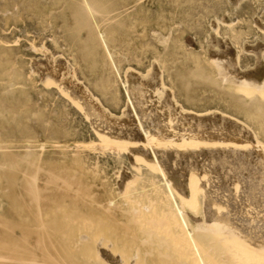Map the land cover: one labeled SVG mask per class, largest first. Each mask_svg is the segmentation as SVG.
<instances>
[{"label":"rangeland","instance_id":"374dc122","mask_svg":"<svg viewBox=\"0 0 264 264\" xmlns=\"http://www.w3.org/2000/svg\"><path fill=\"white\" fill-rule=\"evenodd\" d=\"M225 43L228 44L229 49ZM258 43L264 46V0H0V165H3L0 174L10 177L11 181H20L18 184L20 186H17L4 180L3 185L8 189L5 193L9 192L8 195L11 194L12 197L8 198L6 194L2 195V192H0V199L4 202L3 208L5 210L2 218H0V264H86L87 255L93 258L97 242L101 238L107 239L108 244L114 239V230L111 226L114 225L113 221L116 217H120L122 214L116 211V213L112 212L114 214L112 216L107 210L108 201H113L122 210H128L130 206L135 209H141L144 206L151 207L148 213L141 210L143 220L155 219L158 221L159 217H164L161 215L162 211L173 213L171 211L173 203L171 204V198L168 199L165 195L166 190L161 184L162 178L158 174L159 171L156 174V170H153L154 167L149 168V164H146L147 162L141 156L132 155L129 151L127 154L125 148L128 149L130 146L135 148L141 143L139 147H148L147 144H144L145 140L140 137V133L134 134L133 139L129 137L122 140L116 137L115 140L118 139L117 141H110L108 137L105 138L97 129L95 122L90 119L91 114L86 112L87 117L85 111L83 112L81 109L82 107L75 103L76 101H72V97H68L71 95H65V93L70 94V91H68L69 86L68 88L65 87L69 80L68 74V76L73 77L75 83L80 84L87 90L94 102L97 100L98 107L101 106L103 111H108L123 123L125 120L128 125L133 123L134 125H129L132 128L139 129L140 127L134 126H138L141 122V128L143 127L144 130L149 132L158 131V134L154 131L157 134H154V138L158 137V142L152 143L155 150L158 148L156 152L160 148H162V152H164V149H173L175 150L173 152L180 150L181 156H183L184 153L182 152L186 149L187 151L191 150V154L197 153L199 156L203 153V151L201 153V149L204 150L210 147L209 152L206 151L207 149L205 150L207 153L219 151V155L226 154L229 157V148L233 146V149H230L229 152L233 151L232 153L237 155L236 151L238 152L245 146V138L248 140L249 136V141H254H246L248 145L246 144L243 149L249 147V151V149L259 148L260 145L264 144V81L261 85L263 87L259 89H263V92H259V86L256 88V86L253 87L250 84L254 83L252 81L256 79L260 81L263 77L264 50H261V53L256 52L260 55L255 56L256 54L252 49ZM215 53L220 55L217 54L216 56ZM44 54L45 56L50 54L53 60L51 62L54 64L49 62V65H38V61L45 58ZM235 56L237 57V63L235 62ZM58 58L64 61L63 65L68 66L67 69L70 70V73L68 71L63 73L66 65L62 66L61 63L63 62L59 64L61 59ZM226 58L228 60L232 59L231 64L226 62ZM56 59H58L57 65H61L63 70L56 66ZM214 59H220V61L215 62ZM223 61L226 64H223L225 63ZM32 62L34 63L32 64ZM256 62H258L257 65L260 63L262 66L263 64V68L259 67L260 64L258 66L262 70L256 67ZM50 63L53 68H51ZM34 64H37V66L35 67ZM222 65L223 67H221ZM41 66L45 69L48 67V73L46 71L39 73ZM57 67L62 70H59L62 72L61 74H65L64 76L67 77L63 76L64 78H62V75H60L65 86L62 80L61 82L59 80V71L57 73L54 71ZM226 67L228 70L225 69ZM255 67L257 70H255ZM220 69L223 73L225 72V75ZM129 70L139 75L140 80L147 75L150 76H148L150 79L147 77L148 79L145 78L143 82L140 81L139 86L132 87L131 93H127V87L124 88L123 86L125 74ZM236 70L239 71L235 72ZM45 72L47 74L50 72L49 76L46 75L47 78L50 77L49 79L46 76L44 77ZM243 72H245L244 75L250 73L248 77L251 78V81L240 74ZM51 73L55 74V77L58 76L59 85H56V78L51 77ZM258 73L262 74L259 75ZM253 76L255 79H252ZM237 77L239 79L235 81ZM153 79L157 80V84L154 82V85L156 84L158 87L157 89L151 84V81H154ZM242 81L245 82H243V85L247 88L240 85ZM144 82L149 83L144 85ZM234 82L236 84L239 82V85L233 86ZM59 86H61V89H59ZM252 87L254 90H251ZM159 88L163 89L164 95L162 91L159 92ZM138 93L141 94L138 95ZM130 98H133V102ZM169 99L170 101L173 100L170 104L168 103L170 102ZM138 100L143 104L139 103ZM127 103L130 106H127ZM161 103L164 105L159 107L162 105ZM166 104L171 106L168 107L169 110H167ZM172 105H177V109L180 107L182 112L185 113L177 109V111L172 110L175 109L172 108ZM133 109L134 112L138 111L141 116L134 118ZM187 111L199 117L202 115L207 117L209 112L208 117H211V119L208 121L205 118L195 117L198 120L200 119V121H197L200 122L199 125L202 124L203 131H201V126L195 125L197 121H195V124L193 123L195 118L192 115L189 113L186 115ZM128 112H133V114H128ZM204 113H206L205 116ZM210 113L212 114L210 115ZM122 114L123 116H121ZM124 115H127V117ZM130 115L133 117H130ZM181 115L191 116L193 122L191 119L184 120L185 117L182 120ZM217 117L222 118L223 127ZM139 118L141 120H138ZM226 118L232 119L234 122L228 119L227 123L225 122ZM205 120L207 121L205 125L210 124V126L209 124L208 127L206 126V129H204L205 125L203 126ZM212 120L215 121V124ZM229 121L234 124L236 122H238L237 124L241 123L236 127L240 128L243 125L245 128L240 129L244 131L248 129L247 133L251 134L246 137H243L244 133L241 134L242 136L238 134L241 138L235 135L237 138L232 136L234 139L230 138L231 135L228 138L227 135L226 138L224 132L228 134V130L231 131V128H229L231 126L227 127L230 124ZM232 122L231 125L235 126ZM152 127L154 128L152 129ZM209 127L211 128L209 129ZM212 127L221 130L219 134L216 133L217 129L215 132ZM211 129L213 132H209ZM202 133L205 136H201ZM212 134L225 135L222 136L226 138L223 139L224 141H227V139L231 141L237 139V141H233L232 145L229 140L231 143H226L227 145L231 144L230 147H224L226 144L223 143L222 138L220 139L219 136L216 138V135L213 137ZM252 135L255 139L251 137ZM206 136H209V138ZM137 138L138 140H136ZM215 138L218 140H215ZM127 139H132V143ZM216 141L222 142L223 145L222 143L217 144ZM253 142L257 145L252 144ZM239 143L242 144V147ZM236 144L240 148L236 147L238 146ZM219 145L223 147L221 152L219 148H216ZM212 147L215 148L216 152L214 149L212 151ZM111 148L112 150H110ZM225 148H228V150ZM192 150H197V152ZM198 150L200 153H198ZM241 150L239 151L241 154L238 152V155L242 157L244 153ZM160 151L157 155L162 154ZM168 151H166L167 153L164 152L165 155L171 154L172 150ZM223 151L227 153L222 154ZM245 152H247V149ZM185 154L183 158L186 156ZM189 154L188 157L191 156ZM209 154L207 156L202 154L205 160L202 159L201 163L202 161L206 162L211 155L212 157L218 155ZM171 155L173 156V153ZM262 155L258 154L257 158L253 155L251 160L260 161L261 158H264V156L261 157ZM178 156L181 157L177 154ZM193 156V160L196 157V161H200V158H202L201 155L200 158ZM258 157L261 158L258 159ZM133 158L135 163L137 162L140 165L139 168L141 167L139 171L138 167L135 169V166L131 164L132 161L134 162ZM211 158H208L207 163L210 162V165L212 163V167H214L217 165L214 161L216 157L213 158L212 162ZM236 158L238 160L242 159L240 156H236ZM257 161H250L252 163L250 167L253 168L254 164V167L257 168V164H259V161ZM31 165H34L35 168H30ZM202 166H200L202 170L203 168H210L206 164ZM216 168L217 166L212 169ZM35 169H38V172ZM149 169H152L154 174H150L152 170ZM199 169L201 170V168ZM208 169L206 171L204 169L203 173L200 170H197L200 173L195 172L201 176V182L205 181H203L205 186L207 183L211 184L214 180L216 181L215 174L211 172L212 169L210 168L211 171L208 172H211L213 176L207 172ZM235 170L239 173L238 170L240 169ZM256 170L251 169L250 176L252 175V180L257 177L256 174L259 168ZM122 171L125 173H122ZM204 173L205 175L209 174L208 177H212L211 181H213L211 183L208 178H205L207 182L202 178ZM36 175L39 189L34 194L31 179ZM122 176L125 178H122ZM200 176L193 175L189 179L186 175L188 180H186V183L188 184L190 180L188 185L193 188V195L197 199L195 201L198 202V208L202 207L201 204L205 202L202 201L206 199L204 195H207V193H212L207 197L213 195L218 186L221 187H218L216 191L220 188L221 191L219 190V194L215 192V196H211L213 200L209 199V201L212 200L211 202L214 201V203L218 201L220 204L227 199L228 201L225 204H228L229 201L234 202L238 196L243 198L246 195H252L257 200L258 198L259 200L264 199V195H262L264 186L260 187L261 189L259 188L258 192L261 191V194H258V192L255 194L254 186V191L253 188L251 189L253 193L247 189V194L244 188H242L243 190L238 188L241 190H238L239 193H242L241 197L239 193L237 194V190V192L234 191L236 185L229 187L230 183L224 185L225 182L222 184L218 179L217 184L213 183L215 185L212 186L213 188L209 187L211 185H207L211 192L209 190L205 192L203 189L207 188L203 185V182L197 185L199 183L194 182L195 179L193 181V178H199ZM216 176L218 175L216 174ZM196 181L198 180L196 179ZM121 184L123 185L121 186ZM123 186H127L125 190L129 191V196L133 201L129 206L126 204V198L122 197V192L120 193ZM198 186H201V189ZM223 188H227V191ZM222 191L227 193L225 194ZM216 193L221 194L218 196L220 197L219 200L218 197L216 198ZM223 194L230 196H226L228 198L224 197L221 200ZM202 196L205 199H202ZM252 196L249 199L250 201L244 197V200L249 202L247 204L245 202V205L243 204L244 200L239 198L235 202L239 203V207L241 205L246 206V209H248V205L251 206L252 202L251 207L255 209H252V212L251 207L249 208L251 211L250 216L247 213V211L250 212L249 209L244 210L243 207L239 209L238 205L236 206L237 210H243L244 214L247 213V216H245H249V219H251V215H254L252 218L255 221L261 217L264 218L263 215L261 216L264 210V201H256V199H252ZM214 198L217 200H214ZM232 198L234 199L232 200ZM178 200L179 198L176 202L180 205L181 200ZM206 200L205 203L209 202L208 199ZM255 201L256 203H254ZM185 202L182 203L185 205ZM255 204H258V208ZM184 205L182 209L186 208L185 210H187V204L185 208ZM198 208L196 210H198L197 212L200 211L201 214L204 207H202V211L201 208L200 210ZM172 210L174 211L173 208ZM188 210L186 216L188 212L192 213L190 208ZM254 211L260 214H256L255 217ZM191 213L187 216V220L188 222L194 220L191 223L189 222V224L193 223L192 225H194L197 223L196 219L199 218V215L195 213L191 215ZM129 215H124V220L128 221L133 218ZM195 215H197V218ZM168 216H173V214ZM191 216L192 218H189ZM47 230L51 231L49 238L46 237ZM82 235L90 237L87 241L85 240L86 242L80 241L79 238ZM137 237L140 238L139 233ZM42 238L44 244L39 247L38 243Z\"/></svg>","mask_w":264,"mask_h":264},{"label":"bare ground","instance_id":"6f19581e","mask_svg":"<svg viewBox=\"0 0 264 264\" xmlns=\"http://www.w3.org/2000/svg\"><path fill=\"white\" fill-rule=\"evenodd\" d=\"M87 7V6H86ZM216 23H217V21H215ZM215 23V24H216ZM218 24V23H217ZM224 24V23H223ZM231 24V23H230ZM217 41V40H216ZM218 42V41H217ZM222 42V41H221ZM225 44H227V43H225ZM222 45V44H221ZM225 46V45H224ZM227 47H228V44L226 45ZM221 47V46H220ZM255 47V48H254ZM252 49H253V52H255V54H256V52L257 53H261L260 51L261 50H264V46H263V44H260V43H258L256 46H254ZM228 49H229V47H228ZM251 49V48H250ZM44 50V49H43ZM225 50H226V48H225ZM231 50V49H230ZM214 51V50H213ZM220 51H221V49H220ZM227 51V50H226ZM233 51V50H232ZM259 51V52H258ZM34 52H35V50H34ZM37 52V51H36ZM45 52V51H44ZM217 52V51H216ZM211 53V52H210ZM224 53V52H223ZM46 54V53H45ZM45 54H44V59H42L41 61L39 60L38 62V65H46V64H48L49 62H53V60H52V58H51V56H50V54L48 55H46L45 56ZM216 54V56H217V54H219V53H215ZM249 54V53H248ZM220 55V54H219ZM218 55V56H219ZM260 55V54H259ZM258 54H256L255 56H259ZM219 57H221V56H219ZM236 57V56H235ZM210 58H211V56H210ZM214 58H215V55H214ZM217 58V57H216ZM59 60L61 59V58H58ZM58 59H56V61H55V64H56V66H59V65H57V60ZM227 59V61L226 62H228V63H230L231 61H232V59L231 60H228V58H226ZM236 59H237V57L235 58V62H236ZM213 60V59H212ZM224 60V59H223ZM258 60H259V57H258ZM257 60V61H258ZM214 61L216 62H218V61H220V59L219 60H215L214 59ZM51 62V63H52ZM61 62H63V63H61ZM210 62H212V61H210ZM221 62H222V60H221ZM223 62H225V61H223ZM226 62L225 63H223V64H226ZM234 62V63H235ZM258 62H260V61H258ZM258 62H256V65H257V63ZM34 62H32V64H33ZM37 63V62H36ZM51 63H50V66H51V68H53V66L51 65ZM62 64V66H65V65H63L64 64V61H62V59H61V61H59V64ZM237 63V62H236ZM52 64H54V63H52ZM212 64V63H211ZM218 64H221V63H218ZM217 64V65H218ZM231 64V63H230ZM233 64V63H232ZM260 64V63H259ZM259 64L256 66L258 69H260L259 67H261V68H263V64H262V66H261V64H260V66H259ZM35 65V64H34ZM49 65V64H48ZM213 65V64H212ZM235 65V64H234ZM37 66V64L35 65V67ZM49 66V67H50ZM56 66H54V67H56ZM218 66H220V65H218ZM226 66V65H225ZM228 66H230V65H228ZM237 66V65H236ZM259 66V67H258ZM42 67V66H41ZM60 68H61V65L59 66ZM59 67H57L54 71H55V73H57V71H59L60 70V68ZM221 67H223V65L221 66ZM255 67V70H257V68ZM48 68V67H47ZM46 68V69H47ZM63 68V67H62ZM61 68V69H62ZM65 68V67H64ZM68 66L66 65V69H65V71H63V73L64 72H66V71H68ZM216 68V67H215ZM218 69H219V67H217ZM43 69H45V67H42V68H40L39 70V73L42 71H48V69L46 70H43ZM58 69V70H57ZM217 69V70H218ZM226 70H228V68L226 67L225 68ZM235 69H237V68H235ZM264 69V68H263ZM35 70V69H34ZM63 70V69H62ZM62 70H60V71H62ZM221 71H222V69H220ZM260 70H262V69H260ZM260 70H258V71H260ZM59 71V78L61 77L60 75H62L61 73L62 72H60ZM70 71V70H69ZM68 71V73H70ZM229 71H230V69H229ZM237 71H239V70H236L235 72H237ZM247 71V70H246ZM249 71H251V70H249ZM248 71V72H249ZM45 72V73H46ZM53 72V71H52ZM153 72H155V71H153ZM152 72V73H153ZM220 72V71H219ZM228 72V71H227ZM262 72H263V74H264V71L262 70ZM35 73V72H34ZM45 73H43V74H45ZM48 73V72H47ZM45 74L44 75V77L47 75V76H49V74H50V72H49V74ZM150 73V72H149ZM148 73V74H149ZM222 73H223V71H222ZM225 73V72H224ZM223 73V74H224ZM244 73L245 72H243V73H240V74H242V76L244 75ZM52 74V76L51 77H55L54 75H53V73H51ZM147 74V73H146ZM220 74V73H219ZM227 74V73H226ZM246 74H248V73H246ZM250 74V73H249ZM248 74V75H249ZM252 74H254V73H252ZM251 74V75H252ZM259 74V73H258ZM262 74V73H261ZM261 74H259V75H261ZM262 74V82H260L258 79H256L255 81H252V82H254V83H250L249 81H248V83H250L253 87L254 86H256V88L259 86V88H258V90L260 89V87H263V86H261L262 84H263V78H264V75ZM57 75V74H56ZM65 75V74H64ZM64 75H62V78H64V77H66V76H64ZM67 75V74H66ZM69 75V74H68ZM67 75V77L69 78V80L68 79H66V80H68V83H67V81H65V83H67L66 85L67 86H65V84H64V80L63 79H59L60 80V82H61V80H62V82H63V85L66 87V88H68V86H69V89H68V91H70V94L69 93H65L63 90V92L65 93V95H71V96H68V97H72L71 98V100L72 101H76L75 103H77V104H79L82 108V110H83V112L85 113V115L87 116V114H86V112L87 113H90L91 115V118L90 119H92L94 122H95V124L97 125V129L99 130V132L102 134V135H104V137L106 138V137H108L109 138V140L110 141H114L115 139H116V137H118V139L120 138V139H122V140H124V139H126V138H134L133 137V135L134 134H139L140 135V137H142V139L143 140H145V145L147 144V146L148 147H144V145H143V147L144 148H142V147H139V144L141 145V143H139L138 144V147H135V148H131V146H130V148H125L126 150H127V154H128V151L130 152V153H132V155L134 154V155H138L139 157L141 156V158L145 161V162H147L146 164H149V168H153L154 167V169L153 170H156L155 171V173L157 172V171H159L158 172V174H159V176H161V178H162V185L164 186V189L166 190L165 192L167 193H165V195L168 197V199H170L171 200V206H172V208L174 209V211L172 210V208H171V211L173 212V213H171L169 210V212H164V211H162V213H161V215H163L164 217H162V218H158V221H156L155 219H149V220H143V218H141V210H143L145 213L147 212L148 213V211H150L149 209H151V207L149 208V207H146V206H144V207H142L141 209H135V208H133V207H131L130 206V208L128 209V210H122V209H120L119 208V206L117 205V204H115L113 201H108L107 202V205H108V211L112 214V216H114V214L112 213V212H114V213H116V211H118V213L119 214H122L120 217H116V219H115V221H113L114 222V225L113 226H111V228L114 230V239H113V241L110 243V244H108V241H106L107 239H104V238H101V240H99L98 242H97V245H96V251H95V254H93V258H90L89 257V255H87L88 257H86V264H264V218H260V219H256L255 221H253V216L251 215V219H249V216H250V213H251V211H252V209H255V208H253V207H251L252 206V202H251V206H249L248 205V209L250 208L251 209V211H250V209H249V211L250 212H248L247 211V213H249L248 215V217H246L247 216V213H243V210H237L238 208L240 209V207H243L244 208V210H248V209H246V206H244L245 204V200H244V197L247 199L248 198V200L250 199V197L252 196V195H246L247 193H246V190L248 189V191H251L252 193H253V191H254V187H255V194H257V192L259 191V188L261 187H263L264 186V168H263V166H264V158H261V157H263L264 156V144H262V145H260L259 143H258V145H260V147L259 148H253V147H251V145L252 144H254L255 142H253L251 145H249L251 148H253V149H249V151H248V148H246L247 149V152H245L246 151V149H243V148H245L246 147V144L248 145V143L247 142H251V141H254V140H250L249 141V139H250V134L251 133H247V131H248V129H247V131H244L243 129L245 128V126H243L242 125V127H243V129L241 130L240 128H242L241 126H240V128H238V127H236V125L237 126H239V124L241 125V123H239V124H237L238 122H236V124H234L233 122H234V120H232V119H229V120H232V121H229V123L230 124H228V126H227V124H226V126L227 127H229V126H231V127H229V128H231V131L230 130H228L229 132H228V134H227V132H224L225 134H226V138H227V135H228V138H229V136H230V138L232 137V136H234V137H236L237 138V136H239L238 134H242V133H244L243 135V137H246V136H249L248 137V140H246V138H245V141H244V144H245V146H241L242 144H240L242 141H243V139H241L242 141L239 143L240 144V146L242 147L240 150L244 153H242L243 154V156L241 157V155H238V152L240 151H236V154L237 155H235V154H233L232 152L230 153L229 151H230V149H233L232 147L233 146H229V145H231V144H229V145H227V143L226 142H229V140L227 139V141H224L226 138H224V137H222V136H225V135H216V134H214V135H216L215 137L217 138V136H219V138L221 139V140H223V143L225 142V146L224 147H230L229 148V150H228V148H225V149H227L228 150V153H229V157H227L226 156V154L225 153H227V152H222V154H225V155H219L218 153H219V151L218 152H216V150H215V148L214 147H212V151H213V149L215 150V152L216 153H213V152H211L212 154H218L217 156H215V157H212V155H211V153L209 154V153H207V152H209L210 151V147L206 150V149H201L200 151H201V153H202V151H203V153L202 154H205L206 156H207V154H209V155H211V156H209L208 158H211L210 160H211V162H212V160H213V158H215V164H217V165H215L214 167H216L217 166V168L216 169H214V170H216V171H214L212 168H214V167H212V163H211V165H210V162H208L207 163V161H208V158H207V160H206V162L204 163L203 161H202V163H204V164H206V166L208 167V166H210V168L212 169V171L210 170V168L208 169V168H203V170H202V165H204V164H202L201 163V160L203 159V160H205L203 157L204 156H202V154H199V156L201 155V157L202 158H200L199 156H198V154L197 153H194V154H191L190 153V151L191 150H186L185 149V151H187V152H182V153H186L185 155L188 157V154L189 155H191V156H189L188 158H183V156H184V154H183V156H181V151L179 150V151H177L176 150V152H173V151H175V150H173V149H168L169 151H171L172 150V152H170L171 154L173 153V156L171 155V154H168V155H165L167 152L166 151H168V150H166V149H164L163 151L164 152H166V153H164V152H162V148H160L159 149V151L162 153H160L161 155H157V153L159 152H156V150H158V148L155 150L154 148V144H152V143H156V142H158L157 140V138L158 137H156V138H154V136L155 135H157L158 133V131L156 132L155 130V132L157 133V134H155V132L154 131H152V132H154V133H152V132H149L148 130H144V128L142 129L141 128V122L139 123V125L138 126H134V127H140L139 129H135V128H132V126H129L130 124H133V123H129V125L128 124H126L127 122H126V120H125V124L123 123V122H121V120H119L117 117H115L114 115H111L110 113H108V111L107 112H105V110L103 111V109H101V106H99L98 107V102H94L93 100L94 99H92V97L89 95V93L87 92V90H85L80 84H78V83H75L74 81L75 80H73V77H71V76H68ZM225 75V74H224ZM238 75V74H237ZM248 75H244V77L246 78H248L249 80L251 79V78H249L248 77ZM255 75H257V74H255ZM47 76H46V78H47ZM64 76V77H63ZM149 75H147L146 77H143V79L141 78V80H140V78H139V75H137L134 71H127V73L125 74V81L123 82V86H124V88H126L127 87V89H126V92L127 93H129L130 92V90H132V87H134L135 88V86H139V84H140V81L141 82H143L144 81V79L146 78V79H148L149 77H148ZM161 76V75H160ZM228 76V75H227ZM227 76H225L226 78H227ZM250 76V75H249ZM43 77V78H44ZM66 77V78H67ZM71 77V78H70ZM148 77V78H147ZM153 77V76H152ZM151 77V78H152ZM156 77V76H155ZM241 77V76H240ZM45 78V79H46ZM50 77H48L47 79H49ZM56 79L58 78V76H56L55 77ZM54 78V79H55ZM260 78H261V76H260ZM55 79V81L57 82V84L55 83V82H53V83H55L56 85H59V81H58V79L56 80ZM150 79V78H149ZM158 79V78H157ZM236 79H239L238 77L237 78H235V81H238V80H236ZM241 79V78H240ZM242 79H244V78H242ZM248 79H246V80H248ZM252 79H255L254 78V76H253V78ZM154 81H151V84L152 85H154V82L156 83L157 82V80L155 81V79H153ZM245 80V81H246ZM160 81V80H159ZM251 81V80H250ZM227 82V81H226ZM243 82L244 81H242V83H240V85L242 86L243 85ZM259 82V83H258ZM149 82H147V83H145L144 82V85L145 84H148ZM228 83V82H227ZM235 83V82H234ZM239 83V82H238ZM234 84L233 86H237V85H239V84ZM245 83V82H244ZM143 84V83H142ZM157 84V83H156ZM156 84L154 85L155 87V89H157L158 87L156 86ZM60 85H62L61 83H60ZM62 85V86H63ZM150 85V84H149ZM246 86H247V84H245ZM63 86V87H64ZM142 86V85H141ZM244 86V85H243ZM61 86H59V89H61L60 88ZM64 87V88H65ZM146 87V86H145ZM160 87H161V85H160ZM245 87V86H244ZM249 87V86H248ZM251 88V90L253 89L254 90V88ZM64 88H62V89H64ZM137 88V87H136ZM153 88V89H154ZM163 88V87H162ZM245 88H247V87H245ZM138 89V88H137ZM137 89H134V90H137ZM125 90V89H124ZM159 92H161L162 90H161V88H159ZM263 90V89H262ZM262 90H259V92L260 91H262ZM140 91V90H139ZM149 91V90H148ZM257 91V90H256ZM132 92V91H131ZM130 92V93H131ZM146 92V91H145ZM152 92V91H151ZM150 92V93H151ZM157 92V91H156ZM163 92V95H164V91H162ZM251 92H253V91H251ZM263 92V91H262ZM261 92V93H262ZM142 93V92H141ZM141 93H138V95L139 94H141ZM149 93V92H148ZM149 93V94H150ZM154 93V92H153ZM158 93V92H157ZM167 93H168V91H167ZM159 94V93H158ZM161 94V93H160ZM168 94H170V93H168ZM133 95H134V93H133ZM157 95V94H156ZM166 96H167V94H165ZM158 96V95H157ZM144 97V96H143ZM142 97V98H143ZM148 97V96H147ZM150 97V96H149ZM163 97V96H162ZM138 98V97H137ZM168 98V97H167ZM74 99V100H73ZM131 99V98H130ZM159 99V98H158ZM129 100V99H128ZM127 100V101H128ZM132 100V102H133V98L131 99ZM130 100V101H131ZM166 100V99H165ZM164 100V101H165ZM135 101H137L136 99H135ZM148 101V100H147ZM156 101V100H155ZM169 101H170V99H169ZM172 102H173V100H171ZM171 101L170 102H168L169 104L171 103ZM138 102L140 103L141 101H139L138 100ZM142 102H143V99H142ZM141 102V103H142ZM160 102V101H159ZM135 103V102H134ZM146 103V102H145ZM157 103V102H156ZM155 103V104H156ZM164 103V102H163ZM163 103H161L162 105L161 106H159V104H158V106L159 107H162L164 104ZM251 103V102H250ZM143 104V103H142ZM173 104V103H172ZM259 104V103H258ZM127 106L129 105L128 103L126 104ZM139 106L141 105V104H138ZM146 105V104H145ZM147 105H148V102H147ZM249 105V104H248ZM126 106V107H127ZM130 106V105H129ZM156 106V105H155ZM166 106H167V104H166ZM173 107L172 108H175V109H172V110H176L177 109V105H172ZM175 106V107H174ZM177 106V107H176ZM246 106V105H245ZM143 107V106H142ZM142 107H140V108H142ZM147 107V106H146ZM151 107V106H150ZM149 107V108H150ZM168 107H171V106H167V110H169V108ZM128 108V107H127ZM134 108V107H133ZM148 108V109H149ZM153 108V107H152ZM156 108V107H155ZM139 109V108H138ZM137 109V110H138ZM144 109V108H143ZM129 110V109H128ZM160 110H162V109H160ZM177 110H179V111H181L182 112V110L180 109V107L177 109ZM176 110V111H177ZM126 111V110H125ZM132 111V110H131ZM157 111V110H156ZM163 111V110H162ZM171 111V110H170ZM123 112V111H122ZM133 112H134V109H133ZM133 112H128V114L129 113H132L133 114ZM138 111H135L134 112V118L136 117H139V116H141L140 115V113L138 112ZM161 112V111H160ZM125 113V112H124ZM147 113V112H146ZM152 113H153V111H152ZM162 113V112H161ZM160 113V114H161ZM171 113H173V111H171ZM179 113V112H178ZM182 113H185V112H182ZM187 113H189L188 111L186 112V115H187ZM193 113V112H192ZM209 113V112H208ZM207 113V117L209 116V114ZM213 113V112H212ZM212 113H210V115L212 114ZM126 114V113H125ZM127 114V115H128ZM139 114V115H138ZM141 114H143V113H141ZM149 114V113H148ZM180 114V113H179ZM190 115H192L191 113H189ZM214 114V113H213ZM84 115V114H83ZM84 115V116H85ZM127 115H124L125 117H127ZM144 115V114H143ZM143 115H142V117H143ZM185 115V114H184ZM206 115V113H204V116ZM219 115V114H218ZM222 115V114H221ZM89 116V117H90ZM121 116H123V114L121 115ZM129 116V115H128ZM133 116H131L130 115V117H133ZM150 116V115H149ZM182 116V115H181ZM189 116V115H188ZM194 118L195 117H198V118H205L207 121L208 120H210L211 119V117L208 119L206 116L205 117H203V115L202 116H194V115H192ZM225 116V115H224ZM88 117V116H87ZM159 117V116H158ZM180 117V116H179ZM178 117V118H179ZM185 116H182V120H183V118H184ZM222 117H223V115H222ZM120 118H122V117H120ZM129 118V117H128ZM173 118V117H172ZM186 119H184V120H190L192 117L191 116H189V117H185ZM189 118V119H188ZM193 118V119H194ZM198 118H195V120H194V122L192 121V119H191V121L195 124L196 122L195 121H197L198 120ZM218 118V117H217ZM220 118V117H219ZM218 118V119H219ZM223 118H225V117H223ZM89 119V120H90ZM125 119V118H124ZM124 119H122V121H124ZM127 119V118H126ZM180 119H181V117H180ZM222 119V118H221ZM221 119H219V121H221V126L222 125H224V124H222V121L223 120H221ZM228 119L226 118V121L225 122H227L228 121ZM130 120H131V118H130ZM130 120H128V121H130ZM136 120V119H135ZM138 120H141L140 118L138 119ZM137 120V121H138ZM152 120V119H151ZM161 120V119H160ZM169 120V119H168ZM179 120V119H178ZM204 120V119H203ZM203 120H202V122H203ZM205 120V122H204V124H203V126L205 125V123L207 122ZM191 121H190V123H191ZM198 121H200V119L198 120ZM197 121V123L195 124V125H197L198 124V127H200L202 124H200L199 125V123L200 122H198ZM218 121V120H217ZM216 121V122H217ZM218 121V122H219ZM131 122V121H130ZM134 122H136V121H134ZM147 122V121H146ZM151 122H153V121H151ZM160 122H162V121H160ZM159 122V123H160ZM173 122V121H172ZM201 122V123H202ZM212 122H213V120H212ZM212 122H211V124H212ZM215 122V121H214ZM213 122V123H214ZM224 122V123H225ZM231 122H232V124H234L235 126H233V125H231ZM144 123V122H143ZM175 123V122H174ZM189 123V124H190ZM192 123V124H193ZM228 123V122H227ZM137 124H138V122H137ZM154 124V123H153ZM152 124V125H153ZM160 124H162V123H160ZM177 124V123H176ZM193 124V125H194ZM208 124L209 123H207V125H205V128L204 129H206L207 127H208ZM215 124V123H214ZM127 125V126H126ZM134 125V124H133ZM149 125H151V124H149ZM213 125V124H212ZM143 126V125H142ZM145 126V125H144ZM175 126V125H174ZM183 126V125H182ZM185 126V125H184ZM207 126V127H206ZM209 126H210V124H209ZM214 126H218V125H214ZM147 127H149V126H147ZM160 127V126H159ZM169 127V126H168ZM178 127V126H177ZM186 127V126H185ZM185 127H184V129H185ZM223 127V126H222ZM154 127H152V129H153ZM156 128V127H155ZM192 128V127H191ZM195 128V127H194ZM203 127L201 126V129H202ZM211 127H209V129H210ZM213 128V127H212ZM219 128H221V127H219ZM226 128V127H225ZM147 129V128H146ZM151 129V130H152ZM183 129V130H184ZM198 129V128H197ZM200 129V130H201ZM216 129L217 128H213V131H215L216 132ZM223 129V128H222ZM150 130V131H151ZM188 130H189V128H188ZM196 130V129H195ZM224 130H226V129H224ZM223 130V131H224ZM246 130V129H245ZM250 130V129H249ZM163 131V130H162ZM169 131V130H168ZM186 131H187V129H186ZM201 131H203V129L201 130ZM206 131V130H205ZM208 131V130H207ZM206 131V132H207ZM212 131V129H211V131L209 130V132H213ZM221 131V130H220ZM218 129H217V132L216 133H218L219 134V132H220ZM233 131V132H232ZM251 131V130H250ZM188 133H189V131H187ZM195 132H197V131H195ZM206 132L204 133L205 135H206ZM231 132H232V134H231ZM96 133V132H95ZM179 133V132H178ZM191 133V132H190ZM199 133V132H198ZM101 134H99V135H101ZM155 134V135H154ZM164 134V133H163ZM195 134V133H194ZM203 133L201 134V136L202 135H204ZM209 134V133H208ZM207 134V135H208ZM211 134V133H210ZM209 134V135H210ZM101 135V136H102ZM187 135H189V134H187ZM199 135V134H198ZM204 135V136H205ZM213 135V134H212ZM214 135H213V137H214ZM235 135H237V136H235ZM177 136V135H176ZM184 136H185V134H184ZM192 136V135H191ZM194 136V135H193ZM242 136V135H241ZM241 136H239V138H241ZM255 136V135H254ZM139 136H138V138H140ZM172 137V136H171ZM180 137V136H179ZM200 137V136H199ZM207 137V136H206ZM205 137V138H206ZM212 137V136H211ZM234 137H232L233 139H234ZM242 137V138H243ZM252 138H253V135L251 136ZM138 138L136 139V140H138ZM167 138V137H166ZM190 138V137H189ZM196 138V137H195ZM202 138V137H201ZM207 138H209V136L207 137ZM207 138H206V140H207ZM215 138V140H218V139H216ZM235 138V139H236ZM238 138V139H239ZM251 138V139H252ZM117 139V140H118ZM132 139H127V141L129 140L130 142H131V140ZM179 139V138H178ZM200 139V138H199ZM211 139V138H210ZM209 139V140H210ZM214 139V138H213ZM232 139V140H233ZM253 139H255V138H253ZM117 140H115V141H117ZM161 140V139H160ZM194 140V139H193ZM197 140V139H196ZM212 140V139H211ZM210 140V141H211ZM167 141V140H166ZM188 141V140H187ZM205 141V140H204ZM208 141V140H207ZM231 141V140H230ZM234 141V140H233ZM233 141H231L232 142V145H233ZM236 141H237V139H236ZM236 141H234V142H236ZM247 141V142H246ZM104 142H106V141H104ZM120 142V141H119ZM136 142V141H135ZM141 142V141H140ZM180 142V141H179ZM196 142V141H195ZM198 142H200V141H198ZM212 142V141H211ZM210 142V143H211ZM217 142V141H216ZM231 142H229V143H231ZM246 142V143H245ZM118 143V142H117ZM122 144L124 143V142H121ZM132 143V142H131ZM162 143V142H161ZM218 143H222V142H217V144ZM223 143H222V145H223ZM137 144V143H136ZM136 144H135V146H136ZM151 144L153 145V147L151 146ZM167 144V143H166ZM206 144V143H205ZM243 144V145H244ZM256 144V143H255ZM94 145V144H93ZM134 145V144H133ZM171 145V144H170ZM207 145V144H206ZM212 145V144H211ZM235 145V144H234ZM236 145H238V144H236ZM257 145V144H256ZM79 146V145H78ZM127 146V145H126ZM129 146V145H128ZM169 146V145H168ZM205 146V145H204ZM81 147V146H80ZM109 147V146H108ZM112 147V146H111ZM133 147V146H132ZM236 147H239V145L238 146H236ZM255 147V146H254ZM184 148V147H183ZM205 148V147H204ZM216 148H219V150H220V152H221V148H223V147H220V145L218 146V147H216ZM240 148V147H239ZM224 149V150H225ZM237 149V148H236ZM78 150V149H77ZM109 150V149H108ZM110 150H112V148L110 149ZM166 150V151H165ZM207 152H206V151ZM223 150V149H222ZM226 150V151H227ZM243 150H245V151H243ZM168 151V152H169ZM193 151V150H192ZM235 151V150H234ZM263 151V152H262ZM193 152H197V150L195 151H193ZM192 152V153H193ZM204 152H206V153H204ZM164 153V154H163ZM174 153H177V154H179L181 157H177V154H175L174 155ZM188 153V154H187ZM198 153H200L199 152V150H198ZM235 153V152H234ZM240 154H241V152H239ZM197 154V155H196ZM221 154V153H220ZM230 154H232V155H230ZM258 154L259 155H262L261 157H258V159H260V161L258 162L257 160H255L254 158V160H251V157L254 155L255 157L256 156H258ZM171 155V156H170ZM194 155V156H193ZM228 155V154H227ZM118 156V155H117ZM192 156L193 157H195V156H198V158H200V161H196L197 159H196V157L194 158V160H193V158H192ZM206 156H205V158H206ZM214 156V155H213ZM231 156V157H230ZM236 156H240V158H242V159H240V160H238L239 159V157H238V159L236 158ZM128 158L130 157V156H127ZM135 157V156H134ZM132 158V157H131ZM136 158V157H135ZM182 158V160H180L179 161V159H181ZM257 158V157H256ZM134 159V158H133ZM196 159V160H195ZM137 160V159H136ZM199 160V159H198ZM209 160V161H210ZM213 161V162H214ZM250 161H257L259 164H257V168H255L254 166V164H253V168H251L250 167V165L252 164ZM261 161H263L262 163H260ZM129 162H131V161H129ZM144 162V163H145ZM132 166H135V169H136V167H138L137 169H138V171H139V169H141V167L139 168V166L140 165H138L137 164V162L135 163V159H134V162L132 161ZM200 164H202V165H200ZM219 165V166H218ZM263 165V166H262ZM3 166V165H2ZM2 166L0 165V170H1V168H2ZM15 166V165H14ZM200 166H202V167H200ZM262 166V167H261ZM12 167V166H11ZM10 167V168H11ZM16 168H17V166H15ZM30 168H35L34 167V165H31V166H29ZM258 169L259 168V170H258V173L256 174L257 175V177L254 179L253 178V180H252V175L250 176V172H251V169ZM260 167H261V169H260ZM199 168H201V170L199 169ZM263 168V169H262ZM3 169V168H2ZM18 170H20L19 168H17ZM158 169V170H157ZM204 169H205V171H206V169H208L207 170V172L208 171H211L213 174H215L214 176H215V179H216V181H217V179H218V181H220V183H222V184H224L223 182H225V184L224 185H227V183H230V185H229V187L230 186H232L233 187V185H236V187H235V189H234V191H238V190H240V189H238V188H244L245 189V195L246 196H244L243 198H239V196L237 197V199L239 198V199H242V200H244V202H243V206L241 205L240 207H239V203H236L237 202V199H235V201L234 202H228V204H225V203H227L226 201H228L226 198H228V197H226V196H230V195H225L226 193L225 192H223V193H225V194H223L224 196L222 197V199L221 200H223L224 199V197H226L225 199L226 200H223L224 201V203H222L221 201V203L219 204V202L218 201H215V202H217V203H214V201L213 202H211L212 200H213V198H211V196H215V192H218V194H219V190L221 189H218V191H216L217 190V188L218 187H221V186H218L217 188H216V190H215V192L214 191H212V192H214V194L213 195H210L209 197H207L209 194H212V193H207V195H204L205 196V198L206 199H208V201H209V199H212L211 201H209V202H207V203H205L207 200L202 196V199L204 198L205 200H202L204 203H202L201 205H202V207H204V210H203V208L202 207H200L201 208V211L203 210V212H201V214L199 213V212H197L198 210H196V208H198V206H197V204H198V202L196 203V201L195 200H197L196 198H195V195H193L194 193H193V188H192V186L191 185H188L189 183H190V180H189V183L187 184L186 182L188 181L186 178L188 177H190V178H192V176L194 175V176H196V177H198V176H200V175H197L195 172L197 171V170H200V172L202 171V173H203V171H204ZM219 169V171L217 172V170ZM235 169H240V170H238V172L239 173H237V171L235 170ZM36 170V169H35ZM149 170H152V169H149ZM151 171V173L150 174H154V171ZM37 172H38V169L36 170ZM40 171V170H39ZM125 171V170H124ZM124 171H122V173L124 172ZM136 171V170H135ZM214 171V172H213ZM241 171V172H240ZM257 171V170H256ZM13 172V171H12ZM126 172V171H125ZM124 172V173H125ZM137 172V171H136ZM153 172V173H152ZM198 173H200L199 171H197ZM206 172V173H207ZM211 172H208L210 175L212 174ZM26 173V172H25ZM121 173V174H122ZM194 173V174H193ZM202 173H201V175H202ZM21 174V173H20ZM36 174H38V173H36ZM48 174V173H47ZM127 174V173H126ZM157 174V173H156ZM188 174H190V175H192V176H189ZM209 174H207V175H209ZM216 174L218 175V176H216ZM125 175V174H124ZM127 175H130V174H127ZM186 175H187V177H186ZM207 175H205V173H204V176L202 177L203 179H209L210 180V183L213 181H211V179H212V177H208ZM24 176V175H23ZM119 176H120V174H119ZM207 176V177H206ZM211 176H213V175H211ZM124 176H122V178H123ZM132 177H135V176H132ZM217 177V178H216ZM10 177H8V176H6V175H4V174H0V192H2V195L4 194H6V197H8V198H10V197H12L13 195H8L9 194V192L7 193H5V191H7L8 189L3 185V182H4V180L5 181H7L9 184H16L17 186H20V185H18L19 184V182L20 181H18L17 182V180H15V181H11L10 179H9ZM23 178V177H22ZM125 178V177H124ZM189 178V179H190ZM201 178V176L199 177V178H193V181H194V179H195V181L194 182H196V183H199V184H197V185H200V184H202V182L204 181H202L201 182V180L202 179H200ZM25 179H26V176H25ZM196 179L199 181L200 180V182H198V181H196ZM205 179V180H206ZM214 179V178H213ZM32 180V186H33V189H32V192L35 194L36 192H37V190L39 189V186H38V184H37V181H38V178H37V175H36V177H33V179H31ZM123 181H124V179H122ZM121 180V181H122ZM127 180V179H126ZM132 180V179H131ZM134 180V179H133ZM136 180V179H135ZM187 180V181H186ZM192 180V179H191ZM209 180H208V182H209ZM215 181V180H214ZM212 182L211 184H206V186L204 185V182H203V185L207 188V189H203L205 192L206 191H208L209 190V188H208V186L209 185H211V186H209L210 188H213L212 186L216 183L217 184V182L215 181V182ZM130 182V181H129ZM206 182H207V180H206ZM27 183V182H26ZM126 183H127V181H126ZM126 183H124L125 185H126ZM134 183V182H133ZM159 183V182H158ZM214 183V184H213ZM219 182H218V184H220ZM131 184V183H130ZM243 185V186H238V185ZM123 184H121V186H122ZM128 186H129V183L127 184ZM188 185V186H187ZM208 185V186H207ZM10 186V185H9ZM157 186V185H156ZM215 186V185H214ZM223 186V185H222ZM238 186V187H237ZM254 186V187H253ZM159 187V186H158ZM198 187H200V189H201V186H198ZM203 187V186H202ZM224 187V186H223ZM225 187H227V186H225ZM127 188V186H123L121 189H120V193L122 192V197H124V198H126V204L129 206L130 204H132L133 203V201L131 200V198H130V196H129V191H127V190H125ZM197 188V187H196ZM228 188V187H227ZM227 188L226 189H224L225 191H227ZM253 188V191L251 190ZM258 188V189H257ZM260 188V189H261ZM71 189V188H70ZM199 189V190H200ZM230 189V188H229ZM250 189V190H249ZM256 189H257V191H256ZM263 189H264V187H263ZM262 189V190H263ZM125 190V191H124ZM211 190V189H210ZM209 190V191H210ZM212 190H214V189H212ZM243 190V189H242ZM156 191V190H155ZM196 191V190H195ZM221 191V190H220ZM230 191V190H229ZM229 191H228V193H229ZM231 191H232V189H231ZM230 191V192H231ZM236 191V192H237ZM241 191V190H240ZM264 191V190H263ZM143 192V191H142ZM203 192V191H202ZM204 192V193H205ZM211 192V191H210ZM222 192H220V193H222ZM233 192V191H232ZM231 192V193H232ZM243 193H244V191H242ZM13 193V192H12ZM141 193V192H140ZM230 193V194H231ZM239 193V191L237 192V194ZM249 194H250V192H248ZM262 192L260 191V192H258V194H261ZM217 194V193H216ZM216 195V198L218 197V196H220V195ZM236 194V193H235ZM237 194H236V196H237ZM242 193L240 192L239 193V195L242 197V195H241ZM131 195V194H130ZM177 195V196H176ZM197 195V194H196ZM199 195V194H198ZM244 195V194H243ZM262 195H264V193L262 194ZM139 196V195H138ZM232 196L233 197H235L236 198V196L234 195V194H232ZM261 196V195H260ZM170 197V198H169ZM255 197H256V195H255ZM259 197V196H258ZM257 197V198H258ZM264 197V196H263ZM177 198H179V200H181L180 201V205L176 202L177 201ZM198 198V197H197ZM219 198L220 197H218L217 199L219 200ZM262 198V197H261ZM199 199V198H198ZM217 199H215L214 198V200H217ZM230 199V198H229ZM234 198H232V200H233ZM238 199V200H239ZM252 199H254V197L252 196ZM256 199V198H255ZM254 199V200H255ZM178 200V201H179ZM200 200H201V198H200ZM248 200H247V202H246V204L247 203H249L248 202ZM253 200V201H254ZM258 200H259V198H258ZM257 199H256V201H258ZM261 200V199H260ZM259 200V201H260ZM263 201H264V199H262ZM261 200V201H262ZM185 202L186 204H187V206H188V208H187V210H185L186 208H185V205H184V203H182V202ZM241 201V200H240ZM239 201V202H240ZM250 201V200H249ZM256 201L254 202V203H256ZM262 201V202H263ZM242 202V201H241ZM241 202H240V204H241ZM261 202V203H262ZM169 203H170V201H169ZM182 203V204H181ZM253 203V204H254ZM151 204V203H150ZM148 205H149V203H148ZM183 205H184V210L182 209V207H183ZM204 205V206H203ZM228 205V206H227ZM236 205H238V208H237V206ZM256 205V204H255ZM254 205V206H255ZM258 205V204H257ZM257 205H256V207H257ZM3 206H4V202L2 201V199H0V218H2V215H3V213H4V208H3ZM170 206V205H169ZM174 206V207H173ZM259 206H261L260 204H259ZM262 206H263V203H262ZM261 206V207H262ZM264 207V206H263ZM39 208V207H38ZM191 209V211H192V213H191V215L193 214V213H195V214H197V215H199L198 217V219H196L197 220V223L196 224H194V225H192V224H189V222H188V218H187V216H189V212L187 213L188 215L186 216V212L187 211H189L188 209ZM200 208H198L199 210H200ZM258 208V207H257ZM264 209V208H263ZM263 209H261V210H263ZM259 210V209H258ZM242 211V212H241ZM253 212V211H252ZM259 212H260V210H259ZM169 213V214H168ZM262 213V212H261ZM129 215L130 217L132 216L133 218H131L130 220H124L125 219V216L124 215ZM153 214H155V213H153ZM172 215L173 214V216H174V218H173V216H168V215ZM253 214H255V217H256V214H257V212L255 213V211H254V213ZM260 213H258L257 215H259ZM109 215V214H108ZM166 215V216H165ZM197 215H195V217L197 216ZM246 215V216H245ZM263 215V217H264V210H263V214H261V216ZM156 217V216H155ZM168 217H172V219H170V221H169V219H168ZM254 217V218H255ZM260 217V216H259ZM258 217V218H259ZM189 218H192V216L191 217H189ZM197 218V217H196ZM114 219V218H113ZM67 221V220H66ZM194 221V220H193ZM193 221H191V222H193ZM190 222V223H191ZM195 223V222H194ZM113 224V223H112ZM75 225V224H74ZM84 226H85V224H84ZM150 226V227H149ZM44 231V230H43ZM50 230H47V232H46V237L47 238H49L50 237ZM140 234V238H138L137 237V234ZM89 237L90 236H88V235H82L80 238H79V240L80 241H84V242H86L88 239H89ZM86 240V241H85ZM40 243H38V245H39V247L40 246H42L43 244H44V239L42 238L41 239V241H39ZM107 242V243H106ZM79 244V243H78ZM1 247V246H0ZM78 249H80V248H78ZM78 249H76V250H78ZM80 251V250H79ZM78 251V252H79ZM77 252V251H76ZM73 253H75V252H73ZM1 259V258H0ZM5 262V261H4ZM10 263V262H9ZM21 263V262H20ZM24 264V263H23ZM26 264H28V263H26ZM32 264V263H31ZM65 264V263H64Z\"/></svg>","mask_w":264,"mask_h":264}]
</instances>
